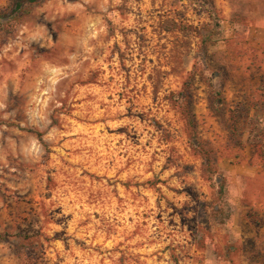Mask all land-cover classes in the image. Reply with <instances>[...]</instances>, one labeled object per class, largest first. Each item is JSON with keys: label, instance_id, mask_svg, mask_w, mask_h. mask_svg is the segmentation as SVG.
I'll list each match as a JSON object with an SVG mask.
<instances>
[{"label": "rangeland", "instance_id": "rangeland-1", "mask_svg": "<svg viewBox=\"0 0 264 264\" xmlns=\"http://www.w3.org/2000/svg\"><path fill=\"white\" fill-rule=\"evenodd\" d=\"M0 264H264V0H0Z\"/></svg>", "mask_w": 264, "mask_h": 264}, {"label": "trees", "instance_id": "trees-1", "mask_svg": "<svg viewBox=\"0 0 264 264\" xmlns=\"http://www.w3.org/2000/svg\"><path fill=\"white\" fill-rule=\"evenodd\" d=\"M30 5H35L39 2V0H28ZM15 11V16L17 15H23V14H28V12L26 11V13H24V4L20 3L19 1L16 4V8L14 9ZM19 15V16H20ZM220 25L216 24L212 27V29L206 33L205 37H204V43L208 44L212 41L213 36L219 31L220 29ZM216 30V31H215Z\"/></svg>", "mask_w": 264, "mask_h": 264}]
</instances>
